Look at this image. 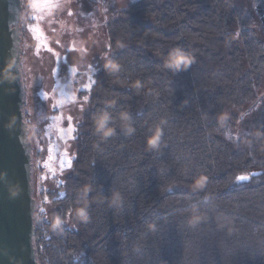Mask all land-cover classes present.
Masks as SVG:
<instances>
[{
  "label": "trees",
  "instance_id": "obj_1",
  "mask_svg": "<svg viewBox=\"0 0 264 264\" xmlns=\"http://www.w3.org/2000/svg\"><path fill=\"white\" fill-rule=\"evenodd\" d=\"M106 33L108 57L78 95L71 172L57 191H33L39 264H264V40L252 13L234 0H135ZM174 49L191 67L166 66Z\"/></svg>",
  "mask_w": 264,
  "mask_h": 264
},
{
  "label": "rangeland",
  "instance_id": "obj_2",
  "mask_svg": "<svg viewBox=\"0 0 264 264\" xmlns=\"http://www.w3.org/2000/svg\"><path fill=\"white\" fill-rule=\"evenodd\" d=\"M133 1L21 0L26 35L20 65L34 147L35 193L40 187L57 191L71 172L76 122L86 104L79 92L90 90L92 76L108 57L107 20ZM234 4L249 10V0ZM52 205L47 201L45 211Z\"/></svg>",
  "mask_w": 264,
  "mask_h": 264
},
{
  "label": "water",
  "instance_id": "obj_3",
  "mask_svg": "<svg viewBox=\"0 0 264 264\" xmlns=\"http://www.w3.org/2000/svg\"><path fill=\"white\" fill-rule=\"evenodd\" d=\"M22 4L0 0V264H39L33 244L34 147L24 121L20 69Z\"/></svg>",
  "mask_w": 264,
  "mask_h": 264
},
{
  "label": "clouds",
  "instance_id": "obj_4",
  "mask_svg": "<svg viewBox=\"0 0 264 264\" xmlns=\"http://www.w3.org/2000/svg\"><path fill=\"white\" fill-rule=\"evenodd\" d=\"M195 62V58L191 56L188 53H185L181 49H174L172 52L169 53L167 60H166V66L170 68H175L177 70L183 68L184 70H187L189 67H191L192 63ZM112 71H118L119 65H112L111 66ZM107 120H104V125L106 126ZM116 199H119V194H116ZM59 218H57L56 221L53 223V227L59 226Z\"/></svg>",
  "mask_w": 264,
  "mask_h": 264
},
{
  "label": "flooded vegetation",
  "instance_id": "obj_5",
  "mask_svg": "<svg viewBox=\"0 0 264 264\" xmlns=\"http://www.w3.org/2000/svg\"><path fill=\"white\" fill-rule=\"evenodd\" d=\"M249 11L252 13L255 27L264 40V0H249Z\"/></svg>",
  "mask_w": 264,
  "mask_h": 264
},
{
  "label": "snow or ice",
  "instance_id": "obj_6",
  "mask_svg": "<svg viewBox=\"0 0 264 264\" xmlns=\"http://www.w3.org/2000/svg\"><path fill=\"white\" fill-rule=\"evenodd\" d=\"M37 3H38V0H37ZM73 15H75V13H73ZM68 123V122H67ZM66 127H67V124H66Z\"/></svg>",
  "mask_w": 264,
  "mask_h": 264
}]
</instances>
